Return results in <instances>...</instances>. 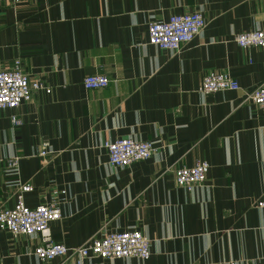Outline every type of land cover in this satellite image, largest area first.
Here are the masks:
<instances>
[{
  "label": "crops",
  "instance_id": "1",
  "mask_svg": "<svg viewBox=\"0 0 264 264\" xmlns=\"http://www.w3.org/2000/svg\"><path fill=\"white\" fill-rule=\"evenodd\" d=\"M202 11L203 29L180 50L149 42L148 25ZM264 28V0H20L0 2V70L21 60L52 91L0 109V209L19 186L30 207L56 201L55 243L69 249L115 231H141L148 259L91 264H264V109L246 95L264 85V48L243 47L238 32ZM224 72L238 90L202 93L203 78ZM110 84L86 89L84 78ZM13 114L21 120L14 124ZM133 137L157 148L127 167L109 163L105 143ZM43 140L50 153L39 156ZM206 161L204 184L187 190L174 170ZM40 235L0 230V264L41 261Z\"/></svg>",
  "mask_w": 264,
  "mask_h": 264
},
{
  "label": "built area",
  "instance_id": "2",
  "mask_svg": "<svg viewBox=\"0 0 264 264\" xmlns=\"http://www.w3.org/2000/svg\"><path fill=\"white\" fill-rule=\"evenodd\" d=\"M18 2L20 0H0V2ZM206 20L202 11L182 12L172 14L165 20H153L148 25L149 42L161 48L180 50L185 43L203 29ZM235 40L240 46H260L264 48V28L238 32ZM86 89H100L110 84V78L105 74H91L84 78ZM239 82L230 74L212 72L206 75L199 87L202 93H216L223 90H238ZM40 91L50 93L51 87L42 79L33 78L25 72L21 60L15 61L12 67L0 70V109H17L23 102L31 101ZM245 101H251L264 109V85L258 86L246 95ZM14 124L21 120L13 114ZM109 153V163L115 167H127L136 161L151 158L157 148L152 141H140L133 137L119 138L105 143ZM50 142L43 140L39 156L45 159L50 153ZM18 156L5 158L0 155V164L6 169H19ZM210 165L199 161L192 167H180L174 170L176 183L192 190L205 183ZM28 183L19 186L17 201L13 207L0 209V230H6L13 235H40L41 243L34 254L47 261L56 257H64L70 251L78 255V259L70 264H91L89 259L101 257L104 259H124L137 257L148 259L151 256V240L141 231H115L101 237H95L86 245L77 249H69L65 245L55 243L50 230V223L62 218L60 203L52 201L30 207L25 203V194L33 191ZM257 207L264 211V199L258 201ZM234 264V263H232Z\"/></svg>",
  "mask_w": 264,
  "mask_h": 264
}]
</instances>
